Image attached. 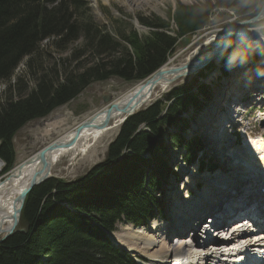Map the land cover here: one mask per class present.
<instances>
[{
	"label": "trees",
	"instance_id": "trees-1",
	"mask_svg": "<svg viewBox=\"0 0 264 264\" xmlns=\"http://www.w3.org/2000/svg\"><path fill=\"white\" fill-rule=\"evenodd\" d=\"M38 3L41 4L37 19V13L30 7L34 4L37 8ZM244 5L242 8L246 7V10L254 9L255 0H247ZM207 9L208 6L204 11L197 10L196 17L183 9L184 12L179 14L178 28L183 25L184 29L178 36L205 27L209 18L205 16ZM27 11L31 16H25ZM148 22L149 27H160L162 31L147 36L148 41L145 36L129 32L122 37L124 42H118L93 23L86 3L81 0H0V82L8 83L17 65L27 57V73L24 79H18L35 86L21 93L16 82V89L8 83V91H17L19 95L16 98L8 92L0 95V161L5 164L0 177L10 170L14 160L13 138L27 123L48 116L72 100L75 92L79 94L92 83L111 78L127 82H134L135 78L144 81L165 63L177 40L169 36L165 28L168 23ZM79 31L84 40L72 49V61L77 66L69 71L65 67L71 62V52L70 57L52 62L49 66L52 69L45 71L40 62L44 52L38 50L43 45L41 43L50 41L47 45L53 48L58 43L75 44ZM128 45L135 60L126 48ZM76 48L81 51L76 52ZM117 51L121 55L115 56L111 62L107 54L115 55ZM83 54L91 60L86 61V67L77 62ZM100 56L104 61L94 64L93 61ZM57 65L62 72L58 71ZM76 84L78 90L74 87ZM182 90L173 91L176 92L173 98L183 93L187 96L177 98L164 117L160 118L163 103L157 101L145 111L128 118L110 143L105 160L82 180L62 182L50 179L32 189L20 219V223L25 225L21 229L26 234L17 232L0 243V264H135L126 253L109 244L104 231L112 230L122 217L141 225L155 214V210L161 211V201L154 194L162 187L158 178L170 175L169 168L162 161L163 153H158L161 148L163 150V128L174 130L179 111L196 101L187 89ZM142 125L143 128L139 129ZM170 139L172 146L183 143L179 134H172ZM195 145H187V161L193 158ZM147 154L152 156L144 159ZM146 174L150 177L144 188ZM62 204H70L73 211L66 210Z\"/></svg>",
	"mask_w": 264,
	"mask_h": 264
},
{
	"label": "rangeland",
	"instance_id": "rangeland-1",
	"mask_svg": "<svg viewBox=\"0 0 264 264\" xmlns=\"http://www.w3.org/2000/svg\"><path fill=\"white\" fill-rule=\"evenodd\" d=\"M85 1L89 2V3H86V9H88V12H89L88 5H90L91 14H92V17L94 19V22L100 28L104 29V31H103L104 33L110 34L115 39H119L121 34H123V35L126 34V32H124L125 29L126 30H128V29L129 30H131V29L135 30L134 29V21H137L140 26L146 27L140 23V21H141V22H145L147 27H146L145 31H140L139 34H141V35L145 34L144 38L147 41L150 40V39H148L147 36H152L154 34V32L158 33V32L162 31V28L154 29V28L149 27L148 20L150 21L152 19H158V21H167L169 19V10L175 9V20H176V22H179V19H180L179 14L183 13L184 10L187 13H190L193 16H195L197 10H203L204 11L206 6H208V9H207L208 13L205 16L210 15L209 23H207V25L205 27H203V28L201 27V29L199 31L192 33V34H187L183 38H180L178 40L177 44H174V46H173L174 49L172 48L173 51L170 54H168L169 57H167L165 63L160 68H158L156 71H154L152 74H150L148 77H150L151 75H153L154 73H156L158 71H161L163 67L167 66V64L179 66L180 64H184L188 60L192 59L197 54V52H201L203 50H205V52L210 51L212 49V47L214 48V45L216 42L217 43L220 42V40L223 36L231 33V32H228L230 30L229 28H232V27L236 26L237 24L242 23L244 21H248L252 17V15H244L246 12L250 13V12L257 9V8H254V9L250 8V9L246 10V7H245V9L242 8V6L247 2V0H234L233 8L229 7V8H227V10H223V9H226L223 7L217 8L215 6V4L221 3L222 5L227 6L229 4L228 3L229 0H184V1L183 0L182 1L181 0H149V2L147 4L143 5L142 7H139L140 9L134 8L132 11H128V9H129L128 6L132 2H134V0H109V2H105V0H97V4L93 0H85ZM257 1H259V0H255V4ZM27 3H29V2H27ZM176 3H178V4L176 5ZM40 4L41 3H38L37 8H34V4H31V7H30L32 12L35 11L37 13V19L39 16V5ZM198 4H201V7L189 6V5H198ZM241 4H243V5L241 6ZM175 5H176V7H175ZM62 13H64V11ZM25 16H31V12L30 11L25 12ZM69 19H70L71 24H73L72 19L71 18H69ZM37 24H38V21L36 20L35 25L37 26ZM67 24L71 25L68 22H67ZM168 29H169V32L174 36V35H179L183 31L184 26L180 25V27L178 28V31H177L176 23L170 22ZM238 29L245 30L243 28H238ZM238 29H236V30H238ZM195 30H198V28ZM148 32H150V35L147 34ZM257 33H258V35L261 36L260 32L257 31ZM79 34H81L80 31L77 34V42L75 44H73L74 42H72L71 44L69 42H68V44L58 43V44H55L54 48H53V46L47 45L48 42H50V41H44L41 43V45L42 44L43 45L41 46V48H38V50H39V52L40 51L44 52L40 56V62L42 63V66L44 67L43 69L45 71L48 69H52L49 67L52 64V62L57 61L60 58H68L71 56L70 54H71L74 46L81 45L83 40H84L81 38L83 36L79 35ZM68 38H66V40H68ZM209 40H212V42L209 43ZM227 43L229 45L224 44L228 48L225 51V54H227L229 56L224 60V63L228 62L230 60L229 57H232V58L234 57L235 60H236V58L238 60V59L245 57L244 59H242L243 61H246L248 59V57L246 58L247 55L252 57L251 55H249L250 51L248 53V50H246L249 43L248 42L247 43H238V35H236L235 32L232 33V35L227 39ZM244 46H245V50H244ZM90 47H91V45H90ZM260 47H262V46H260ZM126 48L128 49L130 56H132V59L135 60V58L133 57L134 54H132V51L129 49L130 48L129 45L126 46ZM60 49L63 50V52H60L61 51ZM76 49H77L76 52L81 51L78 48H76ZM92 49H94V48H92ZM260 50L264 51V49H260ZM74 51H75V49H74ZM240 51H243V52H240ZM87 52H85V53L87 54ZM120 52L123 53L121 50H120ZM120 52L117 51V54H115V55H114V53H108L107 54L108 56H110V60H112L111 62L114 61L113 59L115 56L121 55ZM93 53H94V51H93ZM95 55H96V51H95ZM24 58H26V59H24ZM24 58H23L24 60L17 65L15 71L13 72V75L11 76V78L9 79V82H8L9 84H12V86H14V84L16 82L20 86L21 93L25 89H27V91H28V89H31L34 86V83L33 84L28 83L27 80L23 81V79L27 73V71H26L27 67H26L25 62H27V60H28L27 57H24ZM73 59H74V52H72L71 62H69L65 65V67L68 68L67 71H69V69L71 67L75 68L77 66V63L72 61ZM86 61H91L90 57H87L85 54H83V58H80L77 62H78V64L80 63V64L84 65V67H86L87 66ZM103 61H104V57L102 58V56H100L98 58V60H94L93 63L97 64V63H102ZM111 62H110V64H111ZM198 63L199 62H196L193 65H197ZM212 64L216 65V67L214 68V71L211 75H208V73L210 72V69L213 68L212 65L209 68H207V70L202 69L203 71L201 70L197 74L190 76L188 79L187 78L183 79V81L179 82L175 86L174 89H179V90H177V92L178 91L181 92V91H183L182 88L185 86L187 87L188 85L195 86L196 84H199V83L209 84L210 80H212V79H210L211 76L214 75L215 73H217V71L221 69V67H219L221 64H216V63H212ZM56 67H57L58 71L62 72V69H61V67H59V65H57ZM244 68L249 69V67H247V66H245ZM159 69H161V70H159ZM36 70L38 72V68H36ZM38 74H39V72H38ZM233 74H236V72L234 71ZM63 76H65V75L63 74ZM138 76H140V75H138ZM228 77L233 78V75H230ZM18 78H23V79L19 80ZM27 79H28V77H27ZM133 81L134 82H124L123 80H119V79H110L107 82L94 83V84L90 85L89 87H87L82 93H80L79 96H77V92H75V96L73 97V100H70L64 106L56 108L55 110L50 112L48 116H46L44 118L36 119V120H33V121L27 123L19 131L16 132V134L13 138V145H14V151H15L14 160L25 161V160L31 158L39 150L43 149L49 143H52L54 140H56L63 131L74 129L75 127H77V125L81 124L88 117H90L91 115H93L96 112L103 110L104 107H107L108 106L107 103H109L113 100L117 101V100L121 99L132 88H135L136 85L139 84V82H140L139 79H137V78H135ZM58 82L62 83V81L60 79H58ZM234 82H236V81H234ZM8 83L7 82L3 83V81L0 82V95L5 93V92H8L13 97L18 96L19 93H17V91H13V90H11V92L8 91V87H9ZM258 84H261V82H258ZM258 84H256V85H258ZM77 85L78 84L74 85V87H76L78 90L79 86L77 87ZM14 88H15V86H14ZM252 92H258V91H251V94H252ZM175 93L176 92L171 93L170 96L168 97V99H166V100L165 99L159 100V102L163 103V105L161 106L162 110L166 106H169L171 108V106L175 103V100L177 98H185L187 96L186 94L183 93L182 95H179L173 99V96ZM188 94H190V93L188 92ZM243 94H245V93H243ZM254 94H257V93H254ZM158 96H160V95H155V98ZM103 100L106 101V103ZM235 101L242 102L240 99H237ZM262 101L264 102V100H261V102ZM263 102H262V104H264ZM194 104L198 105V102L195 101ZM220 105H221V102L219 101L217 104V107ZM237 106H239V109H241L243 107L246 110V114L243 116L244 119L242 120V122L244 124L243 125L236 124L235 127L233 128L234 134H231V138H232L231 149L233 152H235L237 150H240V147L246 146V148L242 152L238 153V151H237V152L233 153L234 156H241V154L245 153V154L251 156V158H253V160L258 159L257 155H252L251 153H252V150H254V149H252V143H254L256 141L258 142L261 140V139L258 140L259 134H260V132H258V127H259L258 119L261 117V115L257 113V110L254 107V102L244 101V103L242 105H237ZM263 107H264V105H263ZM188 109H189V107L186 106V109L183 111H179L178 115L176 116L178 118V125L180 128V131H182V130L188 131V129H186V126L189 123H191V131L193 129L191 120L184 117V115L188 113ZM145 110H146V107H143L139 112H143ZM222 112H223V110L222 111L218 110L216 115H214V117L210 118V123L207 125L211 126L212 124H214L215 119L219 118ZM165 114H166V111L163 112V116ZM199 115H200V113H199ZM198 119H199V117H198ZM55 122H60V124L58 125L59 127L56 130L52 131L50 135L45 136L43 130L45 128H47L48 125L55 123ZM197 123H198V121H197ZM111 126L112 125L110 123V125L106 129L103 130L101 136L106 134L108 131L112 130V129H108ZM163 129H164V132L172 131L171 128H163ZM116 131L117 130H115V131L113 130V131L109 132L106 135V137L104 136L103 138H101V140H102L101 143H97L98 145H96L95 148L88 149L85 153H80V152H78V150H76L75 152H67V153L61 155L60 156L61 159L59 158L58 163L55 166H52V168H50V175H52V177H58V179H60V181H62V182H74V181L82 180L96 166V164L103 161L104 157L106 156V154L108 152V147H109L112 139H114ZM245 131H247V132L245 133ZM199 132H202V130L198 131V134L194 133L188 139L183 138V141H182L183 143L180 146H172L171 144L169 145V143H166L167 141H171L170 138H168V139L166 138V139L162 140L161 143H162L163 150L161 148L158 152L159 154L163 153L162 154L163 155L162 161L165 162L164 161L165 158L168 157L170 153H171L170 156H174L173 154H175V153L184 152V150L182 149L184 146H185L187 151H188L187 145L196 144L195 146H197L198 142L192 141L194 136H197L200 138L199 142L202 141L204 139L203 136H205L206 146L208 147L209 146L208 136H206L205 134L199 135ZM247 133H253L252 137L247 138L246 137ZM237 134H239V136H240V141L237 140V137H236ZM262 137L263 136L261 135V138ZM236 143H239V144L237 145ZM263 143H264V141H263ZM154 147H156V145ZM173 150H175L176 152L174 153ZM197 150H198V148H196V151ZM201 151H203V150H201ZM207 152L209 155L212 156V158H211L212 161H211L210 165L216 164V165H218V167L214 171L213 174L212 173H210V174L209 173H207V174L206 173H204V174H197L196 173L194 175V177H196L198 180L196 183H193L192 185H190L188 187L191 189H194L193 185H196L199 183L200 186L197 189L199 192H202L205 189H207L206 187L215 178V177H212L211 179H213V180H210L209 177L206 179H203V180H205V184H203L202 181L200 180V178L202 179V177H205L207 175L216 174V177L218 175H220L221 177L229 179L230 177H232L234 175V173L229 174L226 170L225 171L221 170V165L217 161L219 159L214 157V149L213 148L210 147L209 149H207ZM193 158L198 160L199 154L194 153ZM14 160H13V163H12L8 173L15 167ZM254 161H256V160H254ZM153 163L155 164V162H153ZM168 163H169V161H168ZM260 163H262V162H260ZM109 164H111V163H109ZM4 168H5L4 162L0 161V173L4 170ZM155 168H156V166H155ZM171 168H172V170H174L175 164H173ZM8 173L1 176L0 180L2 178H4L5 176H7ZM191 173H192V168L183 167V171L180 170L178 173V177H179L178 182H181L183 179H186L187 177H189ZM168 177L169 176H160L158 178V182H159L160 186L162 185L163 182H165L167 180L166 178H168ZM243 177L244 176H242L241 178H243ZM242 180L243 179H241L240 181H242ZM248 180H250V179H248ZM238 182H236L237 192H241V191H238V189L240 188ZM247 182L250 183L251 181H247ZM249 183L246 185H249ZM147 184H148V181L146 179L144 181V188L147 186ZM165 185L167 186L166 191H165L166 195L168 193L173 194L174 191L176 192L178 185H176V183L174 181V177H172V179H170L169 182L166 183ZM162 188H163V186H162ZM241 189H244V188H241ZM160 190H162L161 187L154 194L155 197L159 196ZM212 192H213L212 190H209V196L212 194ZM227 195H231V194H227ZM190 197H192V195H190L189 198ZM220 197L221 196L217 197L215 199V201H213V202H215V203L218 202ZM226 199L227 198L222 199L221 202H224ZM162 202H163V209L165 208V210L167 212V213L165 212L162 215L165 217L164 219L167 220L164 222L169 223V224L171 222H173V224H175L174 226L178 227V224H176V223H178V221L176 219H174L175 217H177V215L175 214V215L170 217V214L175 213V211H173L174 206L171 210L172 206L168 204L167 199L166 200L164 199ZM213 202H210L209 200L205 201L206 204H210V205ZM221 204L222 203H217L214 206V208L220 207L222 209ZM58 206H60V203L58 204ZM198 210L201 212V211H203V208L201 207ZM210 214L211 215L213 214L212 211ZM261 219H263V218H261ZM151 224L149 225V227L151 226ZM119 225H124V224L121 223ZM19 226H20L19 229L25 228V225L22 223H20ZM188 228H189V226H188ZM0 237H2V236H0ZM171 240H172V236H171ZM185 250L187 252L189 251L188 246L185 248ZM133 255H135V254H133ZM134 258L137 261L139 257L138 258L134 257ZM138 261H141V260L139 259Z\"/></svg>",
	"mask_w": 264,
	"mask_h": 264
},
{
	"label": "bare ground",
	"instance_id": "bare-ground-1",
	"mask_svg": "<svg viewBox=\"0 0 264 264\" xmlns=\"http://www.w3.org/2000/svg\"><path fill=\"white\" fill-rule=\"evenodd\" d=\"M93 1L97 4V0H93ZM105 2H109V0H105ZM148 2L149 0H134V2H132L128 6L129 7L128 11H132L134 8L142 7ZM221 5H222L221 3L217 4V6H221ZM136 24L139 25L138 22ZM240 26H236V27L234 26L233 27L234 29H230V28L229 29L231 30L232 33H234L235 31L238 33V43H247V42L249 43L246 49L248 50V53L250 51L249 55L253 57L257 53L258 55L261 56L258 49L260 48L264 49V36L258 35L257 31L255 30L238 29V28H241ZM120 41L124 42L122 39ZM210 42H212V40H209V43ZM219 48H220V42L218 43L216 42L211 54L214 56L217 53H220V51L218 50ZM199 55H201V58H202L203 53L197 52L196 56H199ZM218 58L219 56H215L212 58V60H215L214 62H218L219 61ZM196 62H199V63L197 65H193ZM198 65L202 66L200 61H192L188 65V67L193 73L197 74V72L199 71H198V67L196 66ZM175 66L176 65L167 64V66L163 67L162 70L164 73H166L165 71H167L168 69L174 70ZM156 74L157 72L151 75L150 77L154 78L155 77L154 75ZM172 77L173 75L166 73L159 80V82L156 85H154L151 89L149 86H147L141 92H139L140 94L139 98H142L144 100V103L138 109L144 107L146 104L151 102L155 98V95H161L165 93L174 83L178 82V81H175L174 83H172L173 81ZM189 77L190 76L184 77L183 79L185 78L188 79ZM183 79H181V81L179 82H182ZM256 82H257L256 84H258V82L260 81H256ZM254 84L255 82L252 83V85ZM142 85H143V82L137 84L135 88H132L121 99L117 100L119 104L124 105L125 103H127L128 100L133 95H135L136 92L139 91ZM182 89H187V87L185 86ZM252 95H255L254 96L255 99H252V101L254 100L257 101V106L261 114V119H260L261 124H260L258 131H261L263 129V132L261 133V135L264 137V107L262 104L263 101L261 102V100H264V99L262 98L260 94H259L260 96L258 94H252ZM168 109H169V106H166L162 111L163 112L166 111V114H167ZM106 112H107V107H105L104 110L99 111L97 117L92 121L93 124H99L100 121H102V123L104 122V124L107 123L106 128L111 123L112 126L109 127L108 129H112V130L108 131L103 136H101L103 131H99L98 129H91L90 127H83L79 131L78 137L75 140H73L76 134V129L80 125L79 124L74 129L63 131L59 135V137L57 136L58 138L56 140H54L52 143H49L46 147H44V149H41L37 153H35V156L39 158H35V156L33 155L31 158L25 161L14 160L15 167L9 173L7 172L8 173L7 176H5L4 178L0 180V236H3L6 232L12 229V223L16 219L18 220V224L14 229L15 232L13 231V233L9 237L23 230V229H19L20 228L19 224L21 222L20 221L21 215L15 212V209L19 206L18 198L20 197L23 191H27L30 193L32 189L39 187L40 185L44 183L43 181L40 184H35L36 180L39 179L40 175H43L44 172H45V176L47 175L46 169L48 165H50L51 168L52 166H55L58 163L60 156L67 152H75L76 150H78V152L80 153H85L88 149L95 148L96 145H98L97 143L102 142L101 138H103L104 136L106 137V135L109 132L113 130L114 131L117 130L119 124H123L128 118L132 117L133 115V114L132 115H127V114L118 115L115 111H109V113L113 115V118H111L109 121H106L105 116L108 115V113ZM163 112L160 115V118H162ZM93 115H95V113ZM93 115L88 117L86 120L91 118ZM59 124L60 122H55V123L48 125L47 128L43 130L44 135L45 136L50 135L52 131L56 130L59 127L58 126ZM186 129H188V132H191V123L187 124ZM195 133L198 134V131ZM199 133H200L199 135L202 134V132H199ZM248 135H251V134H248ZM261 135H260V139H261ZM199 140L200 138L197 136H194V138L192 139V141H197V142H199ZM181 141H183V138ZM231 142L232 141H231L230 134H227L224 138H222L219 141H215L214 139L209 138L208 147L209 148L211 147L214 149V157L219 159L217 160L219 164L221 163V160H223L224 162L229 163V165L240 168V170L242 171V175L245 178L258 179L259 175L264 172V143L252 148L254 150H252L251 154L258 156V159H254L256 160L254 161L253 158H251V156L245 153L241 154V156H234L233 153L237 151L233 152L230 150ZM68 143H70V145L68 147H65ZM166 143H169L170 145L171 141H167ZM51 146L52 148L48 149ZM46 149H48V151H45ZM182 149L184 150V152L179 153L182 159L181 162L178 163V161L175 159L174 156H170L171 153L164 160L165 164L169 168L170 175L167 178V180L162 183L163 188L161 187L162 190L159 191L160 194L158 193L159 196L156 197L161 201V211L159 212L158 210H155V214L151 218H149L146 222H144V224L138 225L133 222L127 221L125 219L126 223L124 225H119L121 224L119 220L114 224L112 230L104 231L106 240L109 242V244H111L113 247L126 253L129 256V258L134 260L135 264H142V262L143 264H212L214 263L216 256L213 253L204 262L202 258H198V259L196 257L194 259L191 258L192 256H196L197 254H201V253L208 254V250L199 248V245L196 243V241H194V239H189V242H192V246H190V250H189L190 253H187L185 251L186 243L174 242V240L171 241V236L174 234L176 235L185 234L187 230L193 226V222H198L199 221L198 216L201 215V212L198 210L199 208L202 207L203 211L210 214L211 213L210 210L212 209V206L215 204V202L213 201H215L217 197L219 196L222 197L224 195L231 194L233 198H237L238 196L243 194L244 189H241L243 187L242 185H246L249 183L244 180L240 181L241 178L232 180L230 184L227 183V184L221 185L220 183L218 184L220 186L217 187L215 192L207 199L213 203L211 205L203 203V206L196 208L197 203L192 202V197L189 198L190 190L188 188V186L196 182L197 178L194 177L195 170L194 168H192V173L190 174V176L187 177L186 179H183L181 182H178L179 180L178 173L180 170L183 171L182 164L190 167V166L195 165V163H199L200 164L199 171L206 173V174L207 173L213 174L214 171L217 169V165L215 163H214L215 165H210L212 161L211 158L206 159L207 155L206 153H204L205 151H201V149H198L195 152V154H199L198 160L192 158L191 160L187 161L186 155L188 151L186 150L185 146ZM173 151L174 153L176 152L175 150ZM14 155H15V151H14ZM28 164L30 165L27 166ZM173 164H175L174 170H172L171 168ZM49 176H50V172H49ZM172 177H174V181L176 185H178L177 186L178 189L176 190V192L174 191L175 194L168 193L166 195L165 191H166L167 186L165 184L168 183L169 180L172 179ZM208 177L210 178V180H213L211 178L212 177L216 178V174L207 175L202 178L205 179ZM50 178L60 180L58 179V177H52V175L50 176ZM47 180H50V179H47ZM236 182H238L240 186L238 191H241V192H237ZM31 185H34V186L31 187ZM182 190H183V193H182ZM253 195H254L253 192L252 193L250 192L249 198L246 200H243L245 199V196H243L242 202L238 203L236 205V208H239L242 206L247 207L249 205L252 207L257 206V209H258L257 218L260 220H262L261 218H263V221H264V202H262V195L259 193H256L255 195L256 203H249ZM164 199L165 200L167 199L168 204L172 206L171 210L174 206L173 211H175V213L170 214V217L175 214L178 216V219H176L178 221V223H176L178 224V227L174 226L175 224H173V222L169 224V223H165L163 220L155 219V216L156 217L162 216L166 212L165 208L163 209L162 201ZM61 206L68 211H73L72 206L70 204H62ZM210 216L212 217L213 214L212 215L210 214ZM240 222L242 221H237L236 223H233L232 226ZM150 224L151 226L149 227ZM95 225L97 226V224ZM261 235H262L261 233L258 234V236H261ZM191 250H195L197 251V253H193ZM134 257H137V258L139 257L138 260L140 259L142 260V262L138 260L136 261Z\"/></svg>",
	"mask_w": 264,
	"mask_h": 264
},
{
	"label": "water",
	"instance_id": "water-1",
	"mask_svg": "<svg viewBox=\"0 0 264 264\" xmlns=\"http://www.w3.org/2000/svg\"><path fill=\"white\" fill-rule=\"evenodd\" d=\"M261 19H264V2L263 4L261 5V7L259 8L258 12L256 13V15L254 17H252L251 20L249 21H244L243 23H239L237 24L236 26H240V25H245V26H248V25H255L259 20ZM137 21L134 22V28L136 31H144L146 30L145 27L143 26H139L138 24H136ZM197 23V22H196ZM235 26V27H236ZM193 33V31H189L187 33H185V35L187 34H191ZM228 36L229 34L223 38V41L222 43L220 44V48L218 49L220 51V53H217L216 55H209V54H206L204 55L201 60H200V63L202 64V66L198 65L196 67H198V71H200L201 69H203L206 65H208L210 63V61L212 60L213 57L215 56H221L223 53H224V44L226 43L227 39H228ZM191 62L189 63H184L182 65H179L177 67H174V70H167L165 71L166 73L168 74H171V75H174L173 77V81L176 80V79H180L182 77H185V76H192V75H195V73H193L188 65L190 64ZM161 70V69H160ZM163 72V70L161 71H158L156 75H154L155 77L152 78V77H149L147 79H145L143 82V85L140 87L139 91L135 93V95H133L127 103H125L124 105H120L118 101H111L108 104L107 106V112L108 115L105 116V119L106 121H109L111 118H113V115H111V113H109V111H115L118 115L119 114H127V115H132L134 114L138 108L144 103V100L142 98H139V92H141L145 87L149 86L150 89L156 85L159 80L163 77L164 74H166ZM157 78V79H156ZM138 94V95H136ZM104 101V100H103ZM106 103V101H104ZM105 109V107H104ZM103 109V110H104ZM106 111V110H105ZM98 115V112L95 113V115H93L91 118H89L88 120L86 121H83L79 127L76 129V134H75V137L73 140H75L78 135H79V131L83 128V127H90L91 129H98V130H104L106 128V124H104V122L102 123V121H100L99 124H93L92 121L97 117ZM70 145V143H68L65 147H68ZM51 147H49L48 149H51ZM44 149V148H43ZM48 149H46L45 151H48ZM35 156V155H34ZM35 158H39V157H36ZM30 164H28L27 166H29ZM50 165H48L47 167V175L45 176V172L43 175H40L39 176V179L36 180V183L35 184H40L41 182H45L47 179H51L50 176H49V172H50ZM49 171V172H48ZM12 175V174H11ZM34 184V185H35ZM34 185H31V187H33ZM30 187V188H31ZM30 191V190H29ZM29 192L27 191H23L20 195V197L18 198V201H19V206L15 209V212L19 213L21 215L22 213V210H23V207H24V204H25V200H26V197L28 195ZM18 224V220H14L13 223H12V229L8 232H6L2 237H0V243L3 242L7 237H9L15 227L17 226ZM15 232V231H14ZM21 232H23L24 234H26V231H23L21 230Z\"/></svg>",
	"mask_w": 264,
	"mask_h": 264
},
{
	"label": "clouds",
	"instance_id": "clouds-1",
	"mask_svg": "<svg viewBox=\"0 0 264 264\" xmlns=\"http://www.w3.org/2000/svg\"><path fill=\"white\" fill-rule=\"evenodd\" d=\"M228 3H229V4H228L227 6H225V5L217 6V4H216V7H217V8H219V7H223V8H226V9L229 8V7H232V8H233L234 0H232V2L228 1ZM199 5H200V4H198V5H191V6L199 7ZM223 10H224V9H223ZM173 12H175V10H174V11L169 10V15H171ZM154 20L158 21V19H152V20H150V21H154ZM139 21H140V20H139ZM148 21H149V20H148ZM134 22H135V21H134ZM158 22H159V21H158ZM140 23H141L142 25H144V26L147 27V25L145 24V22H141V21H140ZM148 23H149V22H148ZM163 23H164V22H163ZM165 24H166V23H165ZM168 24H169V23H168ZM139 26H140V25H139ZM146 27H145V28H146ZM159 28H160V27H158V28H154V29H159ZM165 28L168 29L169 26H167V27H165ZM134 29H135V28H134ZM200 29H201V28H200ZM200 29H199V30H200ZM199 30H198V31H199ZM144 31H145V30H144ZM177 31H178V27H177ZM124 32H126V34H124V35L121 34V36L119 37V39H115V38H113L111 35H110V36H111L113 39H115L116 41H118V42L122 39L123 36L127 35L129 32H135V33H137L138 36H141V37L145 36V34H143V35L139 34L140 31H136V30H133V29H131V30H129V29L126 30V29H125ZM196 32H197V31H196ZM149 33H150V32H148L147 34H149ZM193 33H195V32H193ZM168 34H169L170 37L176 38V40H177V41H176V44H177V42H178V40H179L180 38H183V37L185 36V34L182 35V36H178V35H174V36H173V35L169 32V29H168ZM191 34H192V33H191ZM229 36H231V35H229ZM51 41H52V40H51ZM132 54H133V52H132ZM175 67H177V66H175ZM159 70H160V69H159ZM118 79H120V78H118ZM145 79H147V78H145ZM145 79H144V80H145ZM120 80H123V79H120ZM123 81H124V82H127V81H125V80H123ZM142 81H143V80H141L140 82H142ZM96 83H99V82H96ZM90 85H92V84H90ZM90 85H89V86H90ZM89 86H88V87H89ZM86 88H87V87H86ZM86 88H85V89H86ZM85 89H84V90H85ZM84 90H83V91H84ZM83 91H81L80 93H82ZM80 93H79V94H80ZM79 94H77V96H79ZM77 96H76V97H77ZM72 100H73V99H72ZM65 105H66V104H65ZM63 106H64V105H63ZM1 243H2V242H1Z\"/></svg>",
	"mask_w": 264,
	"mask_h": 264
},
{
	"label": "snow or ice",
	"instance_id": "snow-or-ice-1",
	"mask_svg": "<svg viewBox=\"0 0 264 264\" xmlns=\"http://www.w3.org/2000/svg\"><path fill=\"white\" fill-rule=\"evenodd\" d=\"M233 231H236V229H233Z\"/></svg>",
	"mask_w": 264,
	"mask_h": 264
}]
</instances>
